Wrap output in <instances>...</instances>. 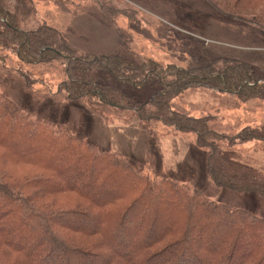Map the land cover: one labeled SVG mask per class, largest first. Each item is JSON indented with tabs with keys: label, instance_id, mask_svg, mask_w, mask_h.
Listing matches in <instances>:
<instances>
[{
	"label": "trees",
	"instance_id": "obj_1",
	"mask_svg": "<svg viewBox=\"0 0 264 264\" xmlns=\"http://www.w3.org/2000/svg\"><path fill=\"white\" fill-rule=\"evenodd\" d=\"M227 2L264 17V0ZM57 62L68 100L132 110L142 122L193 134L215 185L264 199V170L237 149L264 144V121L221 129L219 114L174 105L194 88L264 101L255 63L217 55L183 67L80 51L34 0H0V65L32 86L42 78L37 67ZM5 88L0 80V264H264V217L171 177L154 179L71 126L29 113ZM58 194L77 201L56 210L39 201Z\"/></svg>",
	"mask_w": 264,
	"mask_h": 264
},
{
	"label": "rangeland",
	"instance_id": "obj_2",
	"mask_svg": "<svg viewBox=\"0 0 264 264\" xmlns=\"http://www.w3.org/2000/svg\"><path fill=\"white\" fill-rule=\"evenodd\" d=\"M227 1L34 0L44 18L67 34L80 51H123L137 60L155 57L183 67L228 55L255 63L258 77L264 79V17H256L258 8L234 10ZM60 67L59 63L37 67L36 74L42 78L28 86L23 77L0 65V80L6 94L29 113L52 124L71 126L99 148L129 158L138 171L158 180L171 177L199 188L212 200L264 217L262 197L211 181L205 151L194 144L193 134L142 122L132 110L108 106L96 110L85 100H68L59 84L64 79ZM218 93L190 89L174 105L197 115L219 114L214 122L221 129L264 121V101L243 102L233 94ZM237 149L243 160L264 170L263 143L248 142ZM39 201L48 210H56L77 199L58 194Z\"/></svg>",
	"mask_w": 264,
	"mask_h": 264
}]
</instances>
